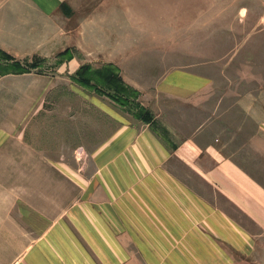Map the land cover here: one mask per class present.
Returning <instances> with one entry per match:
<instances>
[{
	"label": "rangeland",
	"instance_id": "obj_1",
	"mask_svg": "<svg viewBox=\"0 0 264 264\" xmlns=\"http://www.w3.org/2000/svg\"><path fill=\"white\" fill-rule=\"evenodd\" d=\"M99 2L79 0L72 7L66 1L58 16L30 14L23 33L0 34V264H16L65 225L52 222L80 198L81 176L100 171L95 152L123 124L139 137L151 131L168 142L187 134L205 144L220 134L224 151L257 171L264 184V152L246 146L256 121L239 104L252 93L264 108V0H136L129 5L126 0L118 11L113 2L107 9L109 29L118 21L125 32L102 33L108 45L103 53L100 43L79 46L82 33H75ZM117 37L124 66H117L110 52ZM6 43L11 49L3 47ZM174 63L193 64L190 70L213 78L210 101L200 98L198 106L196 96L181 101L159 88L166 73L176 69L170 66ZM219 99L224 116L197 139V127L211 118ZM241 129L245 132L235 133ZM170 153L153 167L151 181L142 175L125 190L151 193L141 185L145 178L163 202L183 207L188 222L181 223L173 207L170 223L110 219L108 232L100 224L109 242V264H264V224L195 165ZM141 164L147 169L146 161ZM164 171L173 175V189ZM182 186L188 188V200L180 197ZM218 210L222 220L214 223ZM158 212V219L168 220L165 208ZM229 216L238 226L224 221ZM76 233L81 235L77 228ZM245 235L248 242L239 238ZM115 237L124 242L125 261L112 256ZM64 245L60 248L73 251L72 244Z\"/></svg>",
	"mask_w": 264,
	"mask_h": 264
},
{
	"label": "crops",
	"instance_id": "obj_2",
	"mask_svg": "<svg viewBox=\"0 0 264 264\" xmlns=\"http://www.w3.org/2000/svg\"><path fill=\"white\" fill-rule=\"evenodd\" d=\"M66 1L75 7L79 0H0V34L23 33L28 27L30 14L33 16L35 14L38 17L41 15L42 19L44 15L58 16V13H62L60 9L63 8L62 4ZM125 1L100 0L97 9L86 13L82 23L79 27L77 26L78 28H75V33H82L77 44L79 46L85 44L84 47L87 49L90 45L100 43V53H103L102 51L108 45L104 44L106 39L101 36L102 33L108 34L113 31L112 34H123L125 32L117 28L119 26L118 21L113 24V26H117L113 27L115 29H109V22L106 21L108 18L107 9L113 2L116 3L115 9L117 11L124 9ZM127 1L129 5V1L135 2L136 0ZM3 47L11 49L8 43ZM111 49L114 50L110 51L113 56L112 60L118 62L117 66H124L123 63L120 64L122 61H119L124 58L121 38L115 39ZM170 66L176 69L167 72L159 85L165 94L181 101L190 100L195 96L197 100L203 99L204 103L211 100L214 95L210 91L214 82L212 77L190 70L189 68L194 67L193 64L174 63ZM257 100L258 98L256 99L254 94L250 93L244 95L239 100V104L243 114L256 121L255 134L246 138V146L254 144L263 153L264 108L262 104H260L261 107H258ZM215 102L210 109L212 113L209 114V117L211 118L208 121L205 120L202 127H197V139H200L202 135L201 130L210 127L215 129L216 122L224 116L220 111L221 99ZM197 105H201V100ZM244 132L245 130L241 129L235 133ZM135 133H138L136 129L123 124L104 141V144L95 152L98 155L100 153L99 159L102 165L100 171L96 174L93 173L90 177L80 175L81 179L84 180V183L80 184L81 187L79 186L80 198L72 204L66 214L52 222L65 223V225L62 228L56 227L50 235L41 239L35 248L29 250L25 254L26 256H23L16 264H109V259L112 258L110 257L109 242L107 243L101 234L100 224L104 225L105 232H108V223L111 220L114 223H124V220L127 221V217L130 218L127 223H170L173 207L181 213L183 217L181 223H187L188 221L183 215V207L170 200L169 203L163 202L160 198L161 195L155 193L156 186L155 190H152L151 184L145 178L141 185L145 191L151 193L142 194L140 188H136L132 193L125 190L127 186H135V181H140L142 175L147 178L152 177L149 174L153 167L165 162L171 154L170 151L178 154L184 161L195 165L200 174L217 186L244 212L255 221L264 224V184L259 180L261 177L258 176L257 171L247 168L238 159L224 151L221 144L218 143L222 139L220 134L202 144L196 141V136H188L187 134L181 135L180 142L176 140L177 137L168 142L151 131L141 133L140 137ZM136 149L138 153L135 151ZM258 160L259 158L256 159V161ZM144 161L148 163L147 169L141 164ZM164 172L161 175L168 180V184L172 188L173 175L169 171ZM76 179L77 177L73 178L75 181ZM180 197L188 200V188L181 187ZM164 208L166 212H169L166 215L168 220L157 218L158 211ZM126 212L129 213V216ZM132 213H136L137 216ZM213 220L214 223L221 222L222 215L219 210L218 213L214 214ZM224 221L236 225V221L230 216L228 220L225 219ZM68 223H74L76 227ZM76 228L81 232V235H77ZM239 229L241 228L239 227ZM242 232L247 235L244 230ZM246 235L239 238L248 242ZM232 236L235 237V234ZM66 243L72 244V252H70L71 246H66L68 249L60 248ZM115 243L117 244V252L111 249L115 254L112 256H115V259L125 261L127 255L124 242L116 238Z\"/></svg>",
	"mask_w": 264,
	"mask_h": 264
}]
</instances>
